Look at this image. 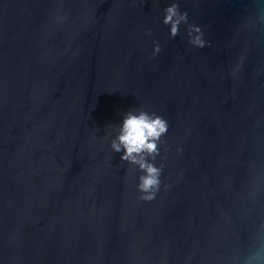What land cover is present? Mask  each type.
<instances>
[{
    "label": "water",
    "instance_id": "95a60500",
    "mask_svg": "<svg viewBox=\"0 0 264 264\" xmlns=\"http://www.w3.org/2000/svg\"><path fill=\"white\" fill-rule=\"evenodd\" d=\"M141 110L151 201L111 148ZM262 226L264 0H0V264H243Z\"/></svg>",
    "mask_w": 264,
    "mask_h": 264
},
{
    "label": "clouds",
    "instance_id": "9594fccd",
    "mask_svg": "<svg viewBox=\"0 0 264 264\" xmlns=\"http://www.w3.org/2000/svg\"><path fill=\"white\" fill-rule=\"evenodd\" d=\"M163 24L169 26V35H178L180 25L187 24L189 37L188 43L196 48L206 46L203 32L200 27L188 23L187 12H182L179 4L173 2L164 9ZM150 34V32H149ZM160 51V45L155 44L152 52L154 57ZM168 121L155 112L139 111L138 113H126L120 127L119 134L112 141L111 148L115 152H121V159L130 164L137 165L144 173L139 177L137 190L141 193L139 199L151 201L155 199L161 186V174L163 166H155L146 157L152 160L160 154L159 142L161 137L168 132ZM264 233V226L261 228ZM243 264H264V235L258 237L252 250L244 257Z\"/></svg>",
    "mask_w": 264,
    "mask_h": 264
}]
</instances>
